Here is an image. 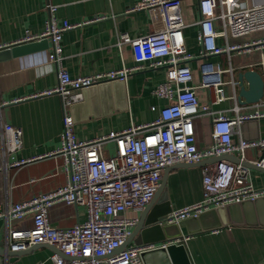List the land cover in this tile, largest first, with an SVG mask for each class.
<instances>
[{"label":"built area","instance_id":"1","mask_svg":"<svg viewBox=\"0 0 264 264\" xmlns=\"http://www.w3.org/2000/svg\"><path fill=\"white\" fill-rule=\"evenodd\" d=\"M181 5L182 0H141L129 9L145 8L150 18L147 34L137 38H132L127 32L120 35L119 43H129L133 49L137 61L133 67L72 76L63 65L62 39L66 30L82 23L65 20L60 24L54 14L55 6L51 4L48 6L50 16L45 29L38 34L29 33L16 42L50 40V60L56 64L58 83L33 96H61L63 130L58 148L15 160L11 165L61 156V169L66 174V182L21 202L5 207L0 205V218L8 220L33 216V227H12L8 230L7 246L10 250L23 251L47 243L59 251L52 255L54 264H143L142 251L155 248L154 244L118 248L128 239L138 220L136 215L128 212L144 209L151 202L166 167L226 154H238L244 161L245 151L250 147L257 148L260 154L264 152V136L249 138L241 130L245 122L264 117V111L242 112L238 103L232 106V114L212 109L211 104L236 98V93L226 95L224 85L235 89L238 82L233 77L230 80L222 78L223 72L233 73L232 67L202 62L203 79L200 84H194V71L188 63L194 55L186 48V23ZM199 8L201 57L226 53L230 56L234 51L246 53L264 46V4L244 6L235 0H199ZM218 21L222 29L216 26ZM219 37L224 38V44L217 42ZM145 64L162 67L166 72V80L155 88L158 96L169 99L160 109L159 116L151 122L132 123L121 130L80 139L70 108L83 100V90L106 81H125ZM201 86L209 88L211 104L201 101L198 93ZM197 116L210 117L213 142L207 148L200 149L197 145L194 125ZM22 134L20 127L1 122L0 155L21 148ZM110 141L115 142V151L106 154L105 146ZM253 162L264 167V155ZM202 173V198L172 209L167 216L168 222H179L211 209L264 196V188L254 186L250 179V167L241 162L222 158L206 164ZM58 202L85 206L87 218L68 227L52 224L49 209ZM187 237L183 236V239Z\"/></svg>","mask_w":264,"mask_h":264},{"label":"crops","instance_id":"2","mask_svg":"<svg viewBox=\"0 0 264 264\" xmlns=\"http://www.w3.org/2000/svg\"><path fill=\"white\" fill-rule=\"evenodd\" d=\"M141 0H0V48L24 39L27 34L41 33L50 16L49 4L55 6V17L60 24L65 20L82 24L68 29L63 34V65L72 76L95 74L123 67L137 65L129 43H119L121 33L127 32L132 38L143 36L150 31V18L145 8L130 11ZM239 5L264 4V0H235ZM181 13L186 26L184 35L187 50L194 55L188 63L195 75L194 84L203 79L202 62L219 63L224 68H233V73H222L223 80L232 77L238 82L235 89L224 85L227 96L236 93L217 104H211L210 90L198 88L202 102L211 104L213 111L232 114L235 103L242 112L264 111V97L260 102L241 104L238 100L241 70L255 69L264 77V46L251 52L211 54L201 57L199 43V21L201 12L199 0H182ZM96 18V19H95ZM222 29L220 21L216 23ZM224 44V38L217 39ZM51 42L42 50L9 56L0 60V123L7 122L23 131L22 146L18 150L0 155V205L3 207L29 199L39 193L51 191L66 182L62 171L63 158L48 156L19 166L11 165L15 160L48 153L58 148L63 130L62 98L59 94L33 96L35 93L52 88L58 83L56 64L50 60ZM226 64V65H225ZM166 80L162 67L145 64L128 76L124 82L106 89L96 90L92 95L87 91L80 103L71 106L75 131L80 139H90L111 130H121L132 123L143 124L155 120L169 99L155 93L158 83ZM248 86V82H245ZM197 145L207 148L213 142L212 125L209 116L194 119ZM243 135L249 138L264 136V117L242 124ZM237 137V134H236ZM115 151V142L105 146V153ZM238 156V154H236ZM260 157L255 147L247 148L245 159L254 161ZM208 162L206 164H209ZM178 164V163H177ZM176 166L168 172L166 187L160 202H168L172 209L200 200L203 196V167L206 165ZM172 166H175L172 165ZM169 167V166H168ZM164 175V172H163ZM163 178V176H162ZM250 179L254 186L264 188V170L250 168ZM254 204L252 208L240 207L229 212L226 218L250 221L216 227L210 225L213 216L202 220L170 222L177 235L174 242L184 244L191 264H264V208ZM144 209L128 212L138 217L128 237V245L138 244L133 239L134 230ZM87 218L83 205H69L58 202L49 209L50 222L59 227H68ZM187 219V218H186ZM214 219V218H213ZM33 216L22 219H4L0 222V264H54L52 255L59 252L51 244L32 246L15 255H8L7 233L12 227H33ZM201 227L200 229H198ZM183 236H188L186 240ZM180 239V240H179ZM171 240V239H170ZM165 243H150L163 246ZM126 246V247H127ZM124 248H121L122 250ZM12 251V250H10ZM144 264V263H143ZM149 264H172L162 254H154Z\"/></svg>","mask_w":264,"mask_h":264},{"label":"water","instance_id":"3","mask_svg":"<svg viewBox=\"0 0 264 264\" xmlns=\"http://www.w3.org/2000/svg\"><path fill=\"white\" fill-rule=\"evenodd\" d=\"M49 39L43 38L39 41H29V42H20V43H13L11 45L1 47L0 48V60L4 59L9 56H17L20 54L33 52L42 50L48 47ZM237 79L239 81V94H238V100L241 104H253L260 102L264 97V77L262 74L255 70V69H246L241 70L237 73ZM120 82H124L122 80H112V81H106L102 82L97 85H92L89 88H86L83 90L84 97L85 93L88 91L91 96L92 92H95L96 90H100L103 92L106 89H111ZM245 82H248V86H246ZM80 103L76 102L72 105V107L76 104ZM264 155V152L260 154V157L258 159H261ZM228 159L236 163H242L245 166H248L250 168H258L264 170L263 166H259L253 161L250 160H244L241 161L240 158L236 154H226L219 157H211L204 160H201L199 162L195 163H186L181 162L178 164H175V166H169L166 167L164 170V175L161 180L160 187L158 191L156 192L155 196L151 200V202L144 208V211L141 213L139 222L134 230L133 239H137L138 244H150V243H165L167 239H169V242L166 244H163V246H157L152 249H147L142 251L141 257L144 264H149L150 259L154 254L160 253L167 259H170L172 264H191V260L187 251V248L184 244H178L177 242H174V237L177 235L176 232H173L171 228H173V224L168 222L167 216L172 211L171 206H169L168 202H160L162 192L164 191L166 187L167 182V176L168 172L176 167V166H191V165H204L208 162H213L220 159ZM260 203H262V208H264V196L259 197L255 200H246L240 203H233L229 204L227 207H218L215 209L208 210L199 216H193L189 217L185 220H202L208 216H213L212 218V224L208 225L206 224L204 227L212 228V227H220L222 224L226 225L228 222L232 223H250V221L242 220H234V218H230L228 220L226 218L227 212L230 213L232 216V210L239 209L240 207L244 208H252L254 204H258L260 206ZM4 218H0V222H3ZM185 220L179 221V224L184 222ZM199 227L198 229H200ZM171 239V240H170ZM129 240L127 239L119 248H125L128 245ZM4 250H0V254H4ZM17 252L14 251H7L8 255H15Z\"/></svg>","mask_w":264,"mask_h":264},{"label":"rangeland","instance_id":"4","mask_svg":"<svg viewBox=\"0 0 264 264\" xmlns=\"http://www.w3.org/2000/svg\"><path fill=\"white\" fill-rule=\"evenodd\" d=\"M226 65V64H225Z\"/></svg>","mask_w":264,"mask_h":264}]
</instances>
